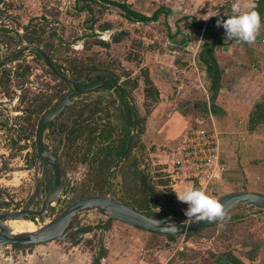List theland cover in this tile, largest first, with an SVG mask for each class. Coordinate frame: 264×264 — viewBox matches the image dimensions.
Returning <instances> with one entry per match:
<instances>
[{
  "label": "rangeland",
  "instance_id": "1",
  "mask_svg": "<svg viewBox=\"0 0 264 264\" xmlns=\"http://www.w3.org/2000/svg\"><path fill=\"white\" fill-rule=\"evenodd\" d=\"M131 5L141 12L144 9L133 6L132 3ZM207 6L212 7L211 4ZM154 8L155 6L148 4L146 11L152 14ZM163 10L165 11V8ZM177 10L168 8L165 11L167 13H160L156 20L139 23L123 17L120 9L107 0H77L74 5L73 1L67 0H0V28L31 27L38 42H49L48 52L52 57L61 60L63 68L68 72L71 67H76L83 74L92 68H105L119 85L131 93L137 119L140 120L137 122L132 142L134 146L128 159H122L117 167H113L116 155H111V161L106 165L110 159L105 158L108 153L104 147L113 145L117 137L127 136V130L128 133L132 130V125L123 129L124 118L121 113L114 114L112 122L115 129L113 128L110 141L97 138L91 144L87 143L82 135L75 137L72 150L69 148L71 153L63 160V187L58 201L43 215L33 219L37 228L55 217L68 204L87 194L107 192L115 200L135 209L141 208L143 192L139 178L126 169L127 165L132 164L133 172L132 168L137 166L147 174L148 186L152 187L149 189L148 208L153 212L165 209L169 213L170 222L187 220L185 210L188 205L177 199L175 191L182 190L187 183L193 185L190 182H177L172 187L160 167L151 162L156 163V159H160L159 156L148 155V150L154 154L160 153L156 147L160 148L169 141L157 137V129L160 125L167 124L175 111L185 113L190 119L189 122H193L192 119L200 113L196 109V106H199L198 98L195 97L198 90L193 88L191 91V96L195 94L191 97L193 105L185 103L188 96L182 95L184 89L191 88L184 84L192 80V74L183 71L189 59L188 50L182 43L173 44V41L178 42L176 38H181L182 35V40L185 36H190L188 42L191 43L198 36L190 30V18H183L189 14ZM191 16L200 18L202 12H194ZM4 36L0 31V42ZM32 54L26 53L24 59ZM154 57L167 65L175 63V67H171L173 74L169 87L165 89L162 86L164 84L158 86L151 80V94H147L144 77L145 72L149 75L150 68H153L151 66ZM199 64L204 66L201 61ZM149 78L151 79V76ZM113 90L111 86L99 88L88 96L106 98V94ZM102 113L103 111L99 115L97 113V116L102 117ZM100 124L103 122L95 121V124L91 123V127H96L97 132L110 129V123L105 126ZM152 126L154 130L150 129ZM139 127L143 128L140 133ZM4 139L6 138L0 134V210L15 211L21 208L34 192L36 180L42 178L43 166L34 159L35 147L1 145ZM46 168L50 174V167ZM50 181L51 178L44 179L39 196L45 195V182ZM220 182L212 185L211 194L215 198L232 191L227 186L222 187ZM233 190L261 192V187L255 186L253 190ZM167 204L174 206V210L170 211ZM227 213L229 218L200 228L189 236L178 235L174 239H168L165 235L150 233L113 218L108 220L98 209L89 208L77 213L72 224H79V228L72 230L66 241L55 240L42 244L60 249L84 247L92 254L91 259L94 261L99 244L103 245L107 239L140 238L144 235L155 238L151 248L167 249L170 252L174 250L177 264H223L227 254H233L245 264L264 263V211L240 205L234 206ZM133 232H137V235ZM77 233L82 235L71 243L70 239ZM259 253L262 254L260 258Z\"/></svg>",
  "mask_w": 264,
  "mask_h": 264
},
{
  "label": "crops",
  "instance_id": "2",
  "mask_svg": "<svg viewBox=\"0 0 264 264\" xmlns=\"http://www.w3.org/2000/svg\"><path fill=\"white\" fill-rule=\"evenodd\" d=\"M71 1L74 5L77 0H67V2ZM115 1H126L132 3L133 6H138V8H144L142 13L146 15H151L146 11L148 4L155 6L153 11L157 8L177 9L174 4L177 0ZM197 1L215 2L218 0ZM107 2L109 1L107 0ZM186 18L188 19L190 16L187 15ZM261 21L259 34L254 45L237 40L225 42L226 36L223 28L219 42H215L213 47L219 73V89L212 103L215 106L213 115L221 140V158L225 164V174L220 183L222 187L227 186L229 190H233V188H250L253 190L255 186H260V191L264 192V10ZM135 22L143 23L141 21ZM219 29L213 28V30ZM180 37L176 38L178 42L173 41V44L180 43L183 35ZM212 41L213 38L211 37H202L201 48L209 46ZM152 61L151 67L154 68V71H152L153 68H150L149 76L155 85L164 84L162 86L166 89L169 87L173 74L171 67H175L173 65L175 63L171 62L167 65L155 57ZM200 66L206 75L205 80L209 87L210 102L214 95V90H211V78L206 69L203 68L205 65ZM184 84L191 87L190 90L184 89L182 92V95L188 96L185 103L193 105L194 102H192L191 97L195 94L191 96V91L195 87L190 85L189 80ZM198 92H196L195 97L198 98L197 105L199 106H196V109L199 111L198 108L205 104L206 97L201 91L198 90ZM175 112L167 124L164 123L157 129L159 130L157 137L164 141L177 137L191 123L189 117L184 115L185 113ZM150 129H153V126ZM186 185L190 186L189 183ZM126 230L132 232L130 229ZM133 234L137 235V232H133ZM141 236L140 238L107 239L103 242L106 253L101 257L106 258L107 264H177L174 250L170 252L167 249L151 248L155 238ZM57 256L56 250H50L46 256L34 264H68L67 260ZM261 256L262 254L259 253V258Z\"/></svg>",
  "mask_w": 264,
  "mask_h": 264
},
{
  "label": "flooded vegetation",
  "instance_id": "3",
  "mask_svg": "<svg viewBox=\"0 0 264 264\" xmlns=\"http://www.w3.org/2000/svg\"><path fill=\"white\" fill-rule=\"evenodd\" d=\"M0 31L5 35L2 42H0V134L6 138L1 142V145L13 144L23 147H35L34 159L43 166L39 193L46 177L48 179L51 178L50 182H45L47 193L53 184V169L37 155V128L42 116L52 112L61 103L62 107L52 117L45 119L41 123L40 140L47 151L55 156L59 164L62 190V164L66 156L71 153L75 144V134L78 138L81 136L80 132L82 131V137H85V141L88 143V130L91 127V123L95 124V121H101L103 122V124H100L101 126L110 123L109 126L113 127L112 121L115 115H120L122 110L125 113L123 129H126L129 122L134 123L135 118L137 119L135 103L129 91L121 85L119 86L123 90H119L115 86L114 81L116 79L113 77H106L96 82L93 81V77L88 80L85 76L73 77L67 69L63 68L62 61L52 57L48 52L49 42L37 41L36 34H32L31 27L6 26L0 28ZM30 44L41 48L45 56L38 50H25L24 48ZM28 52L33 54L26 57L25 60L24 56ZM46 59L58 71L73 79H77L76 85L78 88H84L104 81L105 86L100 88L112 85L114 90L108 92L106 98L88 96L90 93L97 92L99 88L77 93L74 91L72 83L59 78L51 70ZM85 82L87 84H84ZM127 109H129V113ZM102 111L103 116L99 118L97 113L99 115ZM129 135L117 137L113 144L114 149L116 150L124 145V150L128 144ZM107 141H110V139ZM121 153L116 156L113 167L119 166L121 160L124 159L122 157L117 166H115ZM47 166L52 171L50 174L46 168ZM39 193L31 196L32 199L28 202L27 208L32 210L40 208L45 195L41 197Z\"/></svg>",
  "mask_w": 264,
  "mask_h": 264
},
{
  "label": "built area",
  "instance_id": "4",
  "mask_svg": "<svg viewBox=\"0 0 264 264\" xmlns=\"http://www.w3.org/2000/svg\"><path fill=\"white\" fill-rule=\"evenodd\" d=\"M257 1L255 0V3ZM231 3L232 0L215 2L177 0L174 4L175 8L189 14V16L197 11L202 12L199 19L203 21V28L210 25L218 29L220 26L217 22L223 21L227 13H231ZM208 4H211L212 7H208ZM201 42L202 35H199L195 41L188 42L184 46L188 50L189 59L187 67L183 71L192 74L191 85L204 94L208 104L207 109L198 113L183 133L170 139L160 148L157 146L156 150L160 153L154 154L148 150V155L150 157L152 155L159 156L160 159H156V163L151 162L160 167L172 187L177 182H190L191 185L203 188L211 194L213 183H219L224 177L225 164L221 158L219 131L214 122V115L209 109V87L205 80L206 75L199 64L198 56L201 50ZM32 246H1L0 264H34L46 256L50 250H56L57 257L67 260L68 264H107L105 257L94 262L91 259L92 254L84 247L78 249L79 246H72L67 249H60L51 248L42 243Z\"/></svg>",
  "mask_w": 264,
  "mask_h": 264
},
{
  "label": "water",
  "instance_id": "5",
  "mask_svg": "<svg viewBox=\"0 0 264 264\" xmlns=\"http://www.w3.org/2000/svg\"><path fill=\"white\" fill-rule=\"evenodd\" d=\"M25 50L34 49L38 50L41 54L44 52L35 45H28L24 48ZM47 60V59H46ZM49 67L51 70L61 79L66 82H70L74 86V91L77 93L83 91H92L97 88L105 86V82H100L97 84L89 85L84 88H78L76 83L77 79H73L70 76L66 75L58 71L55 67L51 65L49 60H47ZM217 84L214 89V95L209 104L213 103V100L219 89V77H216ZM115 86L119 90H123L118 82L114 81ZM62 104L59 103L57 107L47 115H43L40 119L38 128H37V145L36 152L39 158H41L45 163H48L53 169V184L51 189L45 194L41 206L38 210H32L27 208L28 202L32 199L31 196H34L39 193L40 186L42 180L39 179L36 181L35 190L28 198L27 202L23 207L15 210H0V247L4 245H12V246H29L39 243H45L55 240L66 241L67 236L72 230H77L79 228V224L73 225L72 223L76 220L77 213L81 210L95 208L98 209L101 213H103L108 218H113L125 223H128L138 229L160 234V235H186L188 233H192L200 228H203L207 225L213 224L215 222H219L220 220L207 222H192L186 223V220H179L170 222V217L165 218H155L145 214L142 211H139L124 202L115 200L111 198L107 192L104 194H89L83 197H80L66 207H64L55 217L51 220L40 226L39 228L33 231H25L19 233H13L10 228L5 224L6 220L9 219H30L33 220L37 216L43 215L50 208L52 203L58 201L59 193L61 192V177H60V168L59 164L53 154L47 151L40 140V127L41 123L47 119L52 117L60 108ZM129 113V109H127ZM137 127V119L135 118L131 133L129 135V141L125 149L122 151L119 159L115 163L117 166L118 162L122 157H124L129 150L133 137ZM217 199L225 206L226 211L228 212L234 206L244 205L249 209H263L264 210V192H256L249 190H232L226 193H223L217 197ZM82 233H77L70 239V242H74L77 237H80Z\"/></svg>",
  "mask_w": 264,
  "mask_h": 264
},
{
  "label": "trees",
  "instance_id": "6",
  "mask_svg": "<svg viewBox=\"0 0 264 264\" xmlns=\"http://www.w3.org/2000/svg\"><path fill=\"white\" fill-rule=\"evenodd\" d=\"M108 1L110 3H113L114 5H116L120 9L123 17H125L126 19H128L130 21H134V22L135 21L147 22V21L156 20L160 13H165V11H167V10L164 11L163 8H157L156 10H154L152 12L151 15H146L145 13H142L141 11L134 9L132 7V5L126 1H115V0H108ZM255 10L260 14V17H261L263 10H264V0H258L257 1ZM230 15H231V13H227L225 19H227V16H230ZM185 17H187V16H185ZM189 27H190L191 32H193V34H195L196 36L202 35V37L213 38V41L209 46H207L205 48H201V50L199 52V61H201L205 65L206 71L211 78V83H212L211 87L214 90L215 86H216V77H219V73L217 71V64H216V59H215V56L213 53V51H214L213 47H214L215 42H217V41L219 42L220 35H221L220 33H221L223 27H220L219 30H213L212 26L206 25L203 28V21L200 20L199 18H194L192 16L190 17ZM190 38H191L190 36H185L184 40H182L180 43H182V45H185L188 43V40ZM70 73L73 75V77H84L85 76L87 80L90 77H93V81H95V82L102 80L103 78H106V77L115 78L114 76L109 74V72L106 71L105 68H92L91 70H89V72H86L83 74V73L79 72L76 67L75 68L71 67ZM144 82L146 84L145 90H146L147 94H151L150 93L151 92L150 85H153V84L151 83V79L149 78V75L147 72H145ZM84 84H87V82H85ZM109 86L112 87V85H109ZM207 106H208V104L205 101V104L200 106L198 109L201 112V111L206 110ZM209 109L212 113H214L215 112L214 104H211V105L209 104ZM121 115L123 116V118L125 117V113L123 112V110L121 112ZM137 122H140V120L137 119ZM128 125L133 126V122H130V124H128ZM128 131L129 130H127V134H126L127 136L131 133V130H130V133H128ZM142 131H143V128L139 127L138 132L140 133ZM112 132H113V127H110V129L107 130L106 132H104L102 130L97 132L96 127H90V129L88 130V143L92 144L97 138L102 139L103 141H107L108 139H110L112 137L111 136ZM82 133L83 132L81 131L80 135H82ZM75 137H76V134H75ZM133 146L134 145H132V147ZM123 148H124V145H122L121 147H119L118 149L115 150L113 145L108 144L106 147H104L105 151L108 153L105 155V158L107 157L110 159L111 155L112 156H115V155L118 156L122 152ZM131 148H130V150H131ZM130 150L124 156V161H127L128 156L130 154ZM110 161H111V159L106 162V165ZM131 167H133V164L131 166L127 165L126 169L129 170L132 174L134 173L138 176L140 185L142 187V192H143V198H142V204H141L142 207L138 208L137 210L140 211V210L144 209L143 212L145 214H147L151 217H155V218L158 216H160L159 218L169 217V213L165 209H161L158 212H153L148 208V203H149V198H150L149 189L151 190L152 187L148 186L149 182H147L148 181L147 180V174H145L137 166L132 168V169H134V172H133V170H131ZM87 195H89V194H87ZM81 197H83V195ZM167 208L170 211L174 210V206H172L171 204H167ZM258 210L263 211L262 209H258ZM179 213H181V212H179ZM110 219H112V218H108V220H110ZM213 224H216V222ZM193 233L194 232L188 233L185 236H189ZM166 237L168 239H174L176 236L168 235ZM105 253H106V249L104 248L102 243H100L99 249L97 250L95 258H94V262H98L99 258L102 255H104ZM226 256L227 257L225 258V262H223V264H245L240 258L234 256L233 254H227ZM262 264H264V263H262Z\"/></svg>",
  "mask_w": 264,
  "mask_h": 264
},
{
  "label": "clouds",
  "instance_id": "7",
  "mask_svg": "<svg viewBox=\"0 0 264 264\" xmlns=\"http://www.w3.org/2000/svg\"><path fill=\"white\" fill-rule=\"evenodd\" d=\"M255 8V0H232V14L217 22L225 30V42L237 40L249 45L255 44L262 23ZM175 193L180 202L188 205L185 210L186 223L223 221L229 218L225 206L203 188L186 186Z\"/></svg>",
  "mask_w": 264,
  "mask_h": 264
},
{
  "label": "bare ground",
  "instance_id": "8",
  "mask_svg": "<svg viewBox=\"0 0 264 264\" xmlns=\"http://www.w3.org/2000/svg\"><path fill=\"white\" fill-rule=\"evenodd\" d=\"M5 224L13 233L33 231L37 229L36 223L30 219H9L5 221Z\"/></svg>",
  "mask_w": 264,
  "mask_h": 264
}]
</instances>
